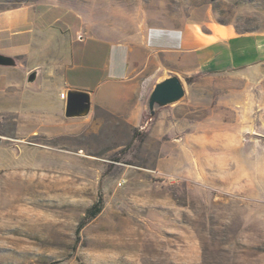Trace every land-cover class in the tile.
<instances>
[{"label":"rangeland","instance_id":"374dc122","mask_svg":"<svg viewBox=\"0 0 264 264\" xmlns=\"http://www.w3.org/2000/svg\"><path fill=\"white\" fill-rule=\"evenodd\" d=\"M22 5L113 41L189 22L264 35V0H0ZM244 75L196 77L197 126L171 110L144 128L65 105L41 126L0 112V264H264V81Z\"/></svg>","mask_w":264,"mask_h":264},{"label":"crops","instance_id":"0c3cea01","mask_svg":"<svg viewBox=\"0 0 264 264\" xmlns=\"http://www.w3.org/2000/svg\"><path fill=\"white\" fill-rule=\"evenodd\" d=\"M70 27L69 12L58 6L0 10V55L9 59L0 63V112L41 126L65 105L59 93L76 90L88 94L89 114L108 115L120 127L157 124L170 110L179 122L197 126L183 114L196 77L237 72L264 81V35L236 32L229 24L151 26L116 41ZM171 74L182 82L184 95L151 114L149 95Z\"/></svg>","mask_w":264,"mask_h":264},{"label":"water","instance_id":"95a60500","mask_svg":"<svg viewBox=\"0 0 264 264\" xmlns=\"http://www.w3.org/2000/svg\"><path fill=\"white\" fill-rule=\"evenodd\" d=\"M0 63H9V59L0 55ZM29 80L34 79V73L29 75ZM184 88L180 79L171 74L169 77L157 82L152 89L148 107L153 114L154 107L165 106L176 102L184 95ZM89 96L86 92L70 90L65 100V112L69 116L80 115L88 112Z\"/></svg>","mask_w":264,"mask_h":264},{"label":"trees","instance_id":"16d2710c","mask_svg":"<svg viewBox=\"0 0 264 264\" xmlns=\"http://www.w3.org/2000/svg\"><path fill=\"white\" fill-rule=\"evenodd\" d=\"M134 134H135V132L133 133V135ZM102 201H103L102 196L99 195V197L96 200V202L88 210L89 216L94 217L100 211V208H101V205H102ZM82 226H83V222H80L78 224V226L76 227L75 231H76L77 235H78V233H79V231H80Z\"/></svg>","mask_w":264,"mask_h":264},{"label":"built area","instance_id":"2783aa9c","mask_svg":"<svg viewBox=\"0 0 264 264\" xmlns=\"http://www.w3.org/2000/svg\"><path fill=\"white\" fill-rule=\"evenodd\" d=\"M59 96H60V98H66L67 97V92L62 91V92L59 93Z\"/></svg>","mask_w":264,"mask_h":264}]
</instances>
